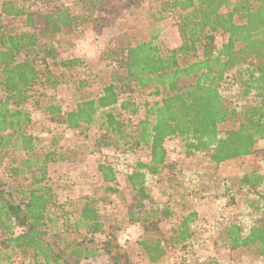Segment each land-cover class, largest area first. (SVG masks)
Here are the masks:
<instances>
[{"label": "trees", "instance_id": "16d2710c", "mask_svg": "<svg viewBox=\"0 0 264 264\" xmlns=\"http://www.w3.org/2000/svg\"><path fill=\"white\" fill-rule=\"evenodd\" d=\"M37 1L44 2L41 12L24 6ZM155 1V10L144 25L126 24L125 30L114 31L102 49L100 59L108 61L114 71L97 94L68 111L48 103L41 106V112L67 129L97 122L104 131L97 138V147L101 143L121 146L127 153L148 151L147 161L137 158L124 171L132 191L126 221L140 225L136 242L150 263L171 259L190 243L197 212L188 202L215 198L214 184L219 180L214 174L213 180L205 178L206 185L200 182L193 189L192 179L179 180L170 174L172 162L167 159L164 141L179 137L186 155L205 154L215 168L251 157L255 165L238 178L235 189L245 193V202L257 218L248 227L226 220L221 239L228 249L253 247L256 257L264 258V195L258 192L264 182V169L258 164L264 162V147L256 146L264 139V0ZM51 2L0 0L2 243L17 248L31 264H87L92 256L101 254L113 264H130L126 249L114 235L107 234L99 246H89L96 234L104 233L93 199L84 195L79 207L49 210L56 198L48 184V167L68 160L69 152L54 139L48 148L39 146L37 138L27 132L31 116L23 105L32 99L34 105L39 102L41 92L33 90L35 84L54 88L64 82L52 69L81 62L59 57L57 35L91 21L97 5L108 6L107 0H80L82 12L73 13ZM169 16L175 19L181 39L173 48L158 43L159 23ZM15 19H22L26 28L12 27L10 22ZM216 35L224 36L219 45L214 42ZM134 89L149 90L156 99L135 106L124 95ZM140 109L136 122L120 117L122 111ZM98 170L103 181L116 180L113 164L99 163ZM9 177L11 182L5 180ZM161 177L176 185L173 205L165 200L148 206L152 204L148 189ZM104 189L116 192L111 186ZM163 222L172 226L169 233L163 231Z\"/></svg>", "mask_w": 264, "mask_h": 264}, {"label": "rangeland", "instance_id": "374dc122", "mask_svg": "<svg viewBox=\"0 0 264 264\" xmlns=\"http://www.w3.org/2000/svg\"><path fill=\"white\" fill-rule=\"evenodd\" d=\"M155 2V0H107L108 6H96L91 21L57 35L59 41L55 45L59 57L61 59L78 58L81 62L71 68L52 69L54 75L60 76L64 82L54 88L46 84H35L33 90L41 92L37 106L32 104L33 99L23 105L30 111L31 116L27 132L37 138L39 146L48 148L54 139L56 145L67 148L69 152L68 160L51 164L48 167V184L53 188L56 198V205L51 206L49 210L58 212L56 206L67 210L71 207H79L84 201L82 199L84 195L93 199L96 202L104 233L96 234L94 243L89 246H99L107 234L114 235L119 245L126 249L130 264H177L181 260L185 264H258V262L264 264V258H257L253 247L231 250L223 244L221 239L226 220L233 219L248 227L257 218L245 202L247 200L245 193L235 189L238 178L249 172L255 165L251 157L225 162L215 168L208 162L205 154L186 155L184 141L179 137L164 141L167 159L172 162L170 174H176L179 180L186 178L191 181L192 179L193 189H196L197 183L200 182L206 185L205 178L213 180L214 174L219 180L214 184L215 198H193L191 202H188L197 212V219L192 224L194 236L190 243L188 242L184 249L176 251L171 259L163 258L157 263H150L143 257L136 242L141 234L140 225L126 221V211L132 206V191L126 183L124 171L137 158L147 161L148 151L142 149L127 153L122 150L121 146L112 147L101 143H99L100 147H97V138L104 133L97 122L89 127L67 129L60 123L54 124L49 121L48 117L41 112V106L48 103L60 104L63 111H68L82 99L97 94L100 88L109 82L110 74L114 71L108 61L100 59L102 49L114 31L121 28L125 30L126 24L144 25L150 19V13L155 10H153ZM51 3L66 6L73 13H80L83 10L80 0H52ZM24 6L29 10L41 12L44 2H29ZM10 24L19 30L26 28L22 19H15ZM159 25L158 43L168 48L178 46L181 39L175 19L169 16ZM223 40L224 36L221 35H216L214 38L217 45ZM148 93L149 90L134 89L124 95L134 101L135 106L136 104L139 106L143 101L156 99ZM3 97V91L0 89V98ZM141 114V109L136 113L125 110L121 112L120 117L136 122ZM256 146L264 147V139L259 140ZM99 163L115 166L117 171L114 182L103 181L98 170ZM258 164L264 169V162H258ZM1 172L2 168H0V174ZM166 176L168 177L167 174ZM5 180L11 182L13 178L9 177ZM154 180L155 182H152L148 189L152 200V204L148 206H152L153 203H162L165 200H168L167 204L172 206L176 185L162 177L158 181ZM228 184H230V189L227 187ZM106 186L115 188L116 192L105 191ZM207 191L208 189L204 192ZM258 192L264 195V182L258 188ZM161 226L167 233L172 229L168 222H163ZM18 232L19 228H15V233ZM3 236L0 232V264H31L30 258L24 256L17 248L3 245ZM86 263L113 264L105 254L92 256Z\"/></svg>", "mask_w": 264, "mask_h": 264}]
</instances>
